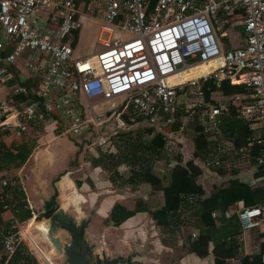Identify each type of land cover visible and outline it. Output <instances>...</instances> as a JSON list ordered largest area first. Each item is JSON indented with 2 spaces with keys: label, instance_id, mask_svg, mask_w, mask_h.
<instances>
[{
  "label": "built area",
  "instance_id": "2783aa9c",
  "mask_svg": "<svg viewBox=\"0 0 264 264\" xmlns=\"http://www.w3.org/2000/svg\"><path fill=\"white\" fill-rule=\"evenodd\" d=\"M83 21L98 26L97 50L75 59L72 32H78ZM236 26L242 44L226 47L229 41L220 40ZM8 48L11 51L3 54ZM210 64L214 67L206 74L180 77L182 71ZM19 65L27 74L41 72L39 82L33 83ZM14 77L23 85L11 94L29 100L0 99V129L11 134L12 147L37 123L59 126L72 140L103 124L114 130L115 118L116 128L127 130L122 115L128 110L163 135L167 157L177 151L185 161L187 126L218 130L220 110L205 106L203 85L227 80L231 86H242L252 100L239 109L251 122L247 146L239 152L231 145L215 146L214 157L196 163L209 170L219 167L222 157L242 154L237 165L252 164V153H257L253 164L264 169V0H0V85ZM118 97V114L93 111L92 99ZM82 100L91 110V125L83 118ZM180 111L183 120L175 131ZM103 141L99 138L98 144ZM175 164L171 160L162 166L163 175ZM225 167L233 168L230 160ZM16 181L0 176V264H6L20 244L38 264H46L37 237L24 232L20 208L6 191ZM24 209L31 210L28 205ZM5 213L7 219L2 217ZM34 215L31 210L27 220ZM210 216L236 217L242 233L264 232V205L230 206ZM226 261L240 264L236 257Z\"/></svg>",
  "mask_w": 264,
  "mask_h": 264
},
{
  "label": "trees",
  "instance_id": "16d2710c",
  "mask_svg": "<svg viewBox=\"0 0 264 264\" xmlns=\"http://www.w3.org/2000/svg\"><path fill=\"white\" fill-rule=\"evenodd\" d=\"M72 35L71 45L74 47L78 32L73 31ZM10 51L11 49L8 48L3 54ZM41 74V72L31 73L27 74V77L33 83H38ZM9 83L16 86L23 85L17 77H14ZM203 90L205 106L211 105L220 110L218 130L205 132L199 125L187 126L184 130V138L189 142L184 145L187 154L186 161H180L177 151L173 153L171 158L167 157L165 152L166 141L163 139V135L147 126L141 116L129 113L128 110L122 115V118L130 128L120 131L116 135L120 142L117 146L118 153L100 154L98 157L88 159L92 166H107L106 169L109 170L108 178L114 186L129 187L132 192H136L140 185L147 184L151 194L160 193L162 195L163 205L154 210L149 209L143 197L135 198L133 210L115 204L109 215V220L113 226L117 227L136 213L147 212L156 226L162 230L168 229L173 215L180 209L176 210L177 203H179L181 209L185 207L184 203L188 201L187 199L196 196L201 191L202 177L208 172L214 173L224 181L213 185L208 196L204 199L197 198L194 203L192 201L193 205H190L191 209H188L191 210L190 216L184 219L183 227L179 233L183 241L182 248L186 252H193L200 247L202 238L198 234L196 223L197 221H200V224L203 223V216L213 220L210 216L212 212H223L230 205L237 208L264 205V184L262 183L264 169L262 167H256L253 183L250 184L240 182L238 179L227 178L234 175L235 171L227 170L225 161H236L242 154L231 158L222 157L221 165L211 167L209 170H204L196 163V160L201 161L214 157L213 149L215 146L231 145L235 151L239 152L247 146L250 134L251 122L240 115L239 109L251 104L252 100L242 86H231L227 80H222L204 84ZM9 97L13 99L20 98L24 101L29 100L28 97L15 93L9 95ZM185 97V95L181 97L183 103ZM130 116H132V121L129 120ZM182 120L183 112L180 111L178 120L173 125L172 130L177 131ZM31 128L33 130L45 129V126L42 123H37ZM34 146L35 141L27 138L18 142L12 148L0 142V173L9 165L14 168L21 167L29 158ZM178 147H180V144H178ZM78 148L80 151V147ZM256 155L257 153H252L253 163ZM171 160H176V164L167 172V178L153 171L156 163L164 162L166 165ZM119 166L128 168L129 175L126 179L121 178L122 176L118 173L117 168ZM6 191L11 194L12 202H15L17 207L20 208L19 221L25 222L30 218L31 210L24 209L27 206L24 191L17 185L8 186ZM1 223H3L2 220H0V225ZM188 226H193L195 232L189 233ZM238 233L239 226L235 217L232 220H226L221 216L213 221L212 226L209 228V236L213 245L214 264H225V259L237 255L238 243L236 237ZM192 234H195L194 238ZM263 253L264 244L261 246L260 254L245 256L241 259L240 264H262ZM6 264L38 263L27 253L26 247L20 244Z\"/></svg>",
  "mask_w": 264,
  "mask_h": 264
},
{
  "label": "crops",
  "instance_id": "0c3cea01",
  "mask_svg": "<svg viewBox=\"0 0 264 264\" xmlns=\"http://www.w3.org/2000/svg\"><path fill=\"white\" fill-rule=\"evenodd\" d=\"M233 30L240 36V46L243 40L241 29L236 26ZM226 47H231V45L229 44L227 46L226 44ZM45 128L48 130V137H50L49 145L43 151L36 153V160L34 163V165L37 166V171H40V175L44 176V179H41L44 184L50 183L51 185V183H53V178L57 176H60L61 178L62 175L60 174L67 166L75 167V171L77 172L80 171L83 166L89 169L86 175L81 173V177H84L85 180L81 178L82 182L80 183L79 188L76 187L75 182L71 178L70 168L67 170L68 172L63 175L67 174L74 187L77 189L75 198L76 201H78L82 215L89 213L91 216L85 232L87 237L96 244L97 252L104 251L105 254L111 258L116 256H128L133 253L134 257L132 260L135 261L136 264H214V256L212 254L213 245L209 236V228L216 219L212 220L211 218L203 216V223L200 224V221H197V230L202 241L200 247L193 252H186L183 250V241L179 233L180 229L183 227L184 219L190 216L189 213H191V210L188 209L190 208V205H193L194 200L207 197L213 185L224 181V179L219 178L214 173H206L202 177L201 191L198 192L196 196L187 199L188 201L184 203L185 207L182 209L179 206V203H177L176 210L180 208L181 212L179 209L173 215L172 221L166 230H162L156 226L147 212L136 213L115 227L109 220L110 211L115 204H120L128 210H133L135 198L143 197L149 209L154 210L163 205L162 195L160 193L151 194L147 184L140 185L136 192H132L129 187L114 186L108 178L109 170L106 169L107 166H92L89 161L83 160L81 157L82 154H79L78 156V146L72 139L70 141L65 136L61 138L63 134L61 133V128L59 126L49 125L45 126ZM30 129L31 127L29 128V131ZM58 129L60 130L59 135L54 132ZM75 158H77V161ZM180 161L184 162L185 159L182 157ZM84 162L87 164H84ZM231 165L233 166L231 170H234L235 172L234 175L230 177L228 176L227 178L238 179L240 182L246 184L253 183L256 170L255 164L244 163L237 165L236 161H232ZM102 168L106 170L107 175ZM242 169L244 171H242ZM111 170H113V168H111ZM118 173L122 176V173L119 171ZM128 175L129 172L126 176L124 175L121 178L126 179ZM167 176V174H164L165 178H167ZM91 185L94 188L93 190L90 188ZM55 188L58 190V187ZM71 190L73 189L71 188ZM73 191L75 193V190ZM51 196L52 195L47 192H44V195L39 196V212L42 209L43 201L46 197ZM34 199L35 198L31 195H26L27 205L33 212V208H35L34 203L36 202ZM59 200H61L60 197ZM70 200L73 199L70 198L69 201ZM69 201L67 204H64V208L62 203L60 204L62 210H65L67 205L71 203ZM60 202H62V200ZM69 214L72 216L75 215L72 213ZM8 216L9 214L7 213L2 215L4 219H7ZM232 219H234V217L226 220ZM33 224L34 223H31V225ZM33 227L41 230L44 236L46 230L39 224L36 226L33 225ZM187 229L189 233L195 232L193 226H188ZM236 239L238 243V252L235 257L240 262L245 256L260 254L261 246L264 244V232L252 230L242 233L239 227V233ZM41 253L46 264H54L52 256L55 252L52 247L49 253H46L43 250ZM262 255H264V253ZM224 261L225 264H231L226 261V259ZM262 264H264V258Z\"/></svg>",
  "mask_w": 264,
  "mask_h": 264
},
{
  "label": "rangeland",
  "instance_id": "374dc122",
  "mask_svg": "<svg viewBox=\"0 0 264 264\" xmlns=\"http://www.w3.org/2000/svg\"><path fill=\"white\" fill-rule=\"evenodd\" d=\"M228 34L229 36L226 39H221L220 41L223 43L225 42L224 44H226V42L229 41L231 48H235L239 46L240 36L234 32L233 28L229 31ZM97 36H98V26L90 22L83 21L82 27L78 31L77 42L75 46L73 47V57L75 59H80L96 51L97 50V44H96ZM207 67L208 66L206 67L198 66L195 69H187L180 73V77L182 80H186V79L200 76L205 71V69H207ZM18 68L20 71H22V73L27 75V71L24 68H22L21 65H19ZM15 87L16 85H10V83L8 82L1 84L0 85V99L3 97L9 98V95H11V93L14 91ZM121 101H122V98L118 97V98H113L110 100L92 99L91 103L94 104L93 111L95 113H105L107 111H113L115 114H118L119 113L118 108H119ZM79 105L82 109L83 118L89 123V125H91L92 115H91V110L88 106V103L82 100L79 102ZM113 124L115 127L114 130H111L110 127H105L106 125L103 124L101 126L91 127L87 134L81 136L78 139H75L74 140L75 144L78 147H80V151H77V155L79 156V154H82L81 157L83 158V160L88 161L90 157H98L99 154H102V155H106L108 153L117 154L118 153L117 146L119 145L120 142L117 139L116 135L120 131H125V130L116 128L118 126L117 118H115V120L113 121ZM32 128L30 129V131H28V133H25V135H23L19 141H17V142H20L25 138L35 141L34 149L32 150L29 158L19 168H14L12 165L7 166L5 170L0 173V176L8 178V179L15 178L18 181V182L16 181L17 186H19L24 191L25 195H31L32 197L35 198L34 200L36 202L34 203L35 204L34 207L37 209L33 208L34 213H35L34 216H36L37 213H39L38 211L40 207L39 196L44 195V192H47L48 194L53 195L54 190L56 189L55 187H58V190H59L57 193V195L58 194L59 195H58V198L56 199L57 203L59 205L62 203L63 208H64L65 207L64 204H67L69 199L72 198L73 200L69 201L71 203H69L66 209L63 211L68 214L69 213L75 214V211H73L74 209L70 206H72V204L74 203L78 204V201H76V198H75L77 189L74 187L68 175L67 174L63 175V174L68 172L67 170L70 168L71 178L76 183V187L79 188L80 183L82 182L81 178L84 179V177H81V173L86 175L89 169L83 166L82 169H80V171L77 172L75 171L76 170L75 167L67 166L66 169L63 172H61L60 174L62 175L61 178L60 176L53 178V183H51V185L50 183L44 184V182L41 181V179H44V176L40 175V171L39 172L37 171L36 175H32L31 169L33 168L35 160H36V153L46 149V147L49 145L50 137H48L49 133H48V130H46V128L45 129L39 128V129H34V130ZM4 130L0 129V142L11 147L12 141L14 143L15 140H13L9 132L8 133L3 132ZM59 131L60 130L58 129V130H55L54 132L55 134L59 135ZM61 133L63 134L61 138L65 136L67 139L71 141V137L68 133H65V131L62 129H61ZM99 138L104 139L103 143L98 144ZM75 160L77 161V158H75ZM159 164H162V165H159ZM162 166L166 167V165L163 164V162H158V164L156 163L153 168V171L162 176L163 175ZM103 170L105 174L107 175L106 170L105 169ZM117 171L122 173V176L124 175L126 176V174L128 173V168L119 166L117 168ZM242 171L244 170L242 169ZM70 187L73 190H75V193L73 190H71ZM90 188L92 190L94 189L92 185L90 186ZM62 190H66L65 193H63ZM59 197L61 198L62 202H60L61 200H59ZM78 207H79V204H78ZM89 216H90L89 213H86V215H82L84 219H86ZM31 223H33L32 219L26 220L24 223H21V225H26L24 232L28 233L30 231V233H32L35 237H37L36 239L37 241H35V243L38 242L42 250L46 253H49L51 250V247L48 245L47 241L42 237L43 236L42 231L37 229L36 227H33V225L36 226L35 223L33 225H31ZM52 260L54 264H60V261H61L60 258L56 256L55 253L52 256Z\"/></svg>",
  "mask_w": 264,
  "mask_h": 264
},
{
  "label": "water",
  "instance_id": "95a60500",
  "mask_svg": "<svg viewBox=\"0 0 264 264\" xmlns=\"http://www.w3.org/2000/svg\"><path fill=\"white\" fill-rule=\"evenodd\" d=\"M31 173L36 175V165ZM57 193L56 189L52 197H46L41 211L33 219L44 222L46 232L42 237L60 258V264H136L132 260L133 253L111 258L104 251L97 252L96 244L85 232L91 216L84 219L77 203L71 206L76 215L64 212L57 203Z\"/></svg>",
  "mask_w": 264,
  "mask_h": 264
},
{
  "label": "bare ground",
  "instance_id": "6f19581e",
  "mask_svg": "<svg viewBox=\"0 0 264 264\" xmlns=\"http://www.w3.org/2000/svg\"><path fill=\"white\" fill-rule=\"evenodd\" d=\"M211 67H214V65H213V64L208 65L207 69L205 70V72H204L203 74L208 73V72L211 70V69H210ZM203 74H202V75H203ZM62 189H64V188H62ZM58 191H59V190H58ZM65 191H66V190H62L63 193H65ZM58 195H59V194H58ZM32 220H33V223H35L36 225L39 224L43 229L46 230V227L44 226V222H43V221L37 222V221H35L34 219H32Z\"/></svg>",
  "mask_w": 264,
  "mask_h": 264
},
{
  "label": "flooded vegetation",
  "instance_id": "af4514ba",
  "mask_svg": "<svg viewBox=\"0 0 264 264\" xmlns=\"http://www.w3.org/2000/svg\"><path fill=\"white\" fill-rule=\"evenodd\" d=\"M53 195H54V194H53ZM53 195H52V196H53ZM52 196H51V197H52ZM37 214H38V213H37Z\"/></svg>",
  "mask_w": 264,
  "mask_h": 264
}]
</instances>
